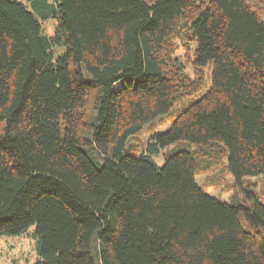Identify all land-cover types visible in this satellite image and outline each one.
<instances>
[{
	"label": "trees",
	"instance_id": "16d2710c",
	"mask_svg": "<svg viewBox=\"0 0 264 264\" xmlns=\"http://www.w3.org/2000/svg\"><path fill=\"white\" fill-rule=\"evenodd\" d=\"M26 1L0 0V235L33 226L35 264H264V0ZM177 140L201 151L151 159ZM213 152L245 199L198 185Z\"/></svg>",
	"mask_w": 264,
	"mask_h": 264
},
{
	"label": "rangeland",
	"instance_id": "374dc122",
	"mask_svg": "<svg viewBox=\"0 0 264 264\" xmlns=\"http://www.w3.org/2000/svg\"><path fill=\"white\" fill-rule=\"evenodd\" d=\"M27 5V8L31 9L26 0H19ZM253 2V1H251ZM263 3H255L256 7L261 6ZM30 6V7H29ZM260 11L264 13L263 7H259ZM43 32L47 35H51L54 30L55 20L48 18L41 22ZM174 52L173 56L182 64L184 72L190 77H194L193 71V49L194 43L190 40L175 39L174 40ZM62 51L60 47L55 48V55ZM208 73L209 67H204L203 84L200 89L201 93L208 86ZM195 94L185 100V103L190 101L192 98L197 97L199 94ZM182 104H178L173 107L166 114L158 116L150 124L145 125L140 131L130 135L126 141V148L135 150L140 153L144 150L148 138L153 132H163L170 126L173 115L180 109ZM209 148V147H208ZM178 149L197 150L198 153L201 151L200 147L191 144L184 140H177L159 149V152L151 155V159L157 164L162 165L166 155L174 152ZM216 153L209 157L198 156L202 163H210L207 168L199 169L195 175V180L200 187L209 195L218 198L224 202H232L234 200L245 199L246 193L241 191L235 186L234 180L230 173L225 169L224 157L219 155L215 156ZM98 162H101V158L96 155ZM248 187L245 190H252L257 193H261L264 196V173L258 176H246L243 178V186ZM33 226H30L27 231L19 235H0V264H35L38 259L35 251V238L32 236Z\"/></svg>",
	"mask_w": 264,
	"mask_h": 264
}]
</instances>
